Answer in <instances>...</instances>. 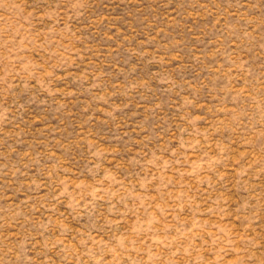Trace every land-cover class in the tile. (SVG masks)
Returning a JSON list of instances; mask_svg holds the SVG:
<instances>
[{"label":"rangeland","instance_id":"1","mask_svg":"<svg viewBox=\"0 0 264 264\" xmlns=\"http://www.w3.org/2000/svg\"><path fill=\"white\" fill-rule=\"evenodd\" d=\"M0 264H264V0H0Z\"/></svg>","mask_w":264,"mask_h":264}]
</instances>
